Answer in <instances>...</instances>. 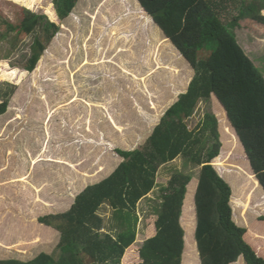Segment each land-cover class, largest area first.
<instances>
[{
	"label": "rangeland",
	"instance_id": "obj_1",
	"mask_svg": "<svg viewBox=\"0 0 264 264\" xmlns=\"http://www.w3.org/2000/svg\"><path fill=\"white\" fill-rule=\"evenodd\" d=\"M31 1L32 8L14 0H0V22L17 25L26 9L46 16L60 32L35 71L21 76L34 36L13 32L4 40L5 26H0V58L9 55L0 69L19 71L16 80L0 78V96L8 89L6 83L17 86L7 113L0 116V244L4 245H0V259L30 261L46 253L57 260L61 235L58 240V231L41 224L40 218L63 214L71 208L74 198L92 182L83 173L100 179L111 175L123 161L117 149L141 150L157 121L186 92L179 78L185 87L196 73L163 34H155L156 25L137 0H79L65 20L59 18L53 0ZM239 24L234 29L237 39L264 74V25L250 20ZM2 100L0 97V104ZM216 103L215 98L201 102L188 120L190 129H195L207 113L219 114ZM17 118L22 121L19 128H15ZM219 125L225 135L228 124L222 121ZM210 144V140L203 139L202 147ZM234 154V159L240 160L242 154ZM227 155L224 162L215 164H228L231 155ZM236 166L230 167L244 170L249 181L247 190L252 192L255 186L248 178L251 173ZM200 169L182 156L160 169L154 191L138 205V246L143 244L152 216L160 212L162 190L171 177L180 172L197 181ZM245 179L236 181L240 185L239 181L244 183ZM195 186L192 183L184 202L181 223L186 247L182 264L201 263L195 239ZM47 201L60 206L48 210ZM241 202L247 204L245 195L238 200ZM240 204H234L238 216ZM259 204H264V197L256 193L248 205L249 222L245 226L264 236V222L255 218L262 213L254 211ZM101 215L104 231L116 236L119 224L108 206L102 207ZM254 247L264 252L262 242ZM235 264H245V260L241 258Z\"/></svg>",
	"mask_w": 264,
	"mask_h": 264
},
{
	"label": "trees",
	"instance_id": "obj_2",
	"mask_svg": "<svg viewBox=\"0 0 264 264\" xmlns=\"http://www.w3.org/2000/svg\"><path fill=\"white\" fill-rule=\"evenodd\" d=\"M14 1L32 8L31 0ZM137 1L195 71V77L161 117L141 150L117 149L123 161L107 179L87 187L68 212L40 218L41 224L61 234V254L57 260L42 253L30 261L0 259V264H182L186 234L181 220L192 183H196L195 239L200 264H235L241 258L245 264H264V252L254 247L258 242L264 246V236L236 224L231 206L232 186L214 166L230 154L231 163L253 174L264 192V74L234 32L241 20L264 25V0ZM78 2L53 0L61 20L73 13ZM22 14L17 25L0 22V26H5L4 40L13 32L34 36L21 76L35 71L60 32L59 26L44 15L26 9ZM50 15L53 16L52 11ZM7 59L8 54L0 58V65ZM18 72L0 69V78L16 80ZM6 87L7 92L0 96V116L7 113L17 88L8 83ZM212 98L221 114L207 113L195 129H190L188 120L199 104ZM222 121L229 127L225 135L219 125ZM203 139L211 141L210 147H202ZM234 151L242 154L240 160L234 159ZM181 156L201 167L199 178L195 181L180 172L171 177L162 190L160 212L152 216V224L146 228L148 238L139 247L138 205L154 191L160 169ZM248 178L253 180L252 175ZM247 187L235 186L236 204H240L238 200H242L241 193L245 194ZM253 193L254 190L247 204L241 203L239 207L248 209ZM103 206H108L113 220L119 224L116 236L104 231ZM258 221L264 222V217Z\"/></svg>",
	"mask_w": 264,
	"mask_h": 264
},
{
	"label": "crops",
	"instance_id": "obj_3",
	"mask_svg": "<svg viewBox=\"0 0 264 264\" xmlns=\"http://www.w3.org/2000/svg\"><path fill=\"white\" fill-rule=\"evenodd\" d=\"M152 21V20H151ZM153 23V22H152ZM155 27V26H154ZM154 32H155V34H156V32L158 33L159 32V36L161 37L162 36V33L159 31V29L156 27L154 30H153ZM180 80H179V84L181 83V88L184 90V91H187V88H188V86H182L183 85V80H181L182 79V77L181 78H179ZM180 86V85H179ZM94 105V104H93ZM89 111H86V113H88ZM90 112H92V113H95V111L93 110H90ZM221 110H219V114H221ZM96 116H92L91 118L92 119H94ZM88 117H85V119H84V121L86 122ZM15 121H17L16 122V127L15 128H19L20 126H21V122H19L20 120H18V118H17V120H15ZM18 122H19V124H18ZM7 123H8V121H7ZM7 123H5V125L7 124ZM10 123V122H9ZM159 123V121H157V124ZM10 125V124H9ZM24 127V126H23ZM154 130V129H153ZM153 132V131H152ZM152 134V133H151ZM151 136V135H150ZM23 150V148H21V151ZM128 150V149H127ZM131 151V150H130ZM225 158V157H224ZM223 158V159H224ZM226 158H229V155H227L226 154ZM231 159L232 158H230V159H227V161H228V164L226 163L225 165H223V167H221L222 165H216V164H214V166L216 167V169H218V171L220 172L219 174L232 186V189H233V196H232V200H231V206H232V208H233V219H234V221L236 222V224L237 225H239V226H241V227H245V228H247V229H249L247 226H245V225H247V223L249 222L248 221V214H249V212H246V211H248L249 209H247V207H241L240 208V211L238 212V214H239V216L237 215V209H238V207L235 205L234 206V204H236L237 203V201H236V199L234 198L235 197V186L233 185V183L235 184V185H237V186H240L241 184H246V185H248V182L249 181H247V179H245L246 177L244 176V174H243V172H244V170L243 169H241V170H238L237 168L235 169V170H232L231 169V165H234V166H236L235 164H232L231 163ZM122 160V159H121ZM222 162H220V164H221ZM218 167V168H217ZM221 167V168H220ZM237 167V166H236ZM117 168H115V170H116ZM220 169V170H219ZM114 170V171H115ZM245 170H247L246 168H245ZM70 171H71V169H69V172H68V174L70 173ZM113 171V172H114ZM112 172V173H113ZM221 172H224V175L225 176H223V173H221ZM249 172V171H248ZM83 173V172H82ZM111 173V174H112ZM68 174H66L67 176H68ZM81 175V174H80ZM83 175H86V176H88V177H90V180H89V182L90 181H92V182H90L89 183V186H92V185H95V184H98V183H101L102 181H104L105 179H107L109 176H107L106 178H104V179H100L99 178V176H95L94 174L93 175H89L88 173L86 174V173H83ZM97 175V174H96ZM252 176H253V180L251 181L252 183H253V185L255 186V188H253V190H254V193H253V196H252V202H253V200H254V196H255V194L256 193H258L260 196H263L264 197V192H263V190L260 188V186H259V183H258V181L256 180V178H255V176L253 175V174H251ZM244 177V178H243ZM240 178V180H243V179H245L246 181L243 183V182H241V181H239L241 184L240 185H238V183H237V181H236V179H239ZM98 179V180H97ZM84 182V181H83ZM83 182H81V183H83ZM87 188V187H86ZM85 188V189H86ZM248 188V187H247ZM247 188H246V190H245V201H246V203L248 202V197H249V195L251 194V192H248V190H247ZM84 189V190H85ZM83 190V191H84ZM82 193V192H81ZM80 193V194H81ZM243 195V193H241V196ZM78 196V195H77ZM76 196V197H77ZM76 197L74 198V201H73V203H72V206L74 205V203H75V200H76ZM48 202V205H46V209H48L49 210V208H54V207H59L58 206V204H51V202L50 201H47ZM252 202H251V204H252ZM42 203L44 204L45 203V201L43 202L42 201ZM242 203V202H241ZM244 203V202H243ZM250 204V205H251ZM259 205H261V206H259ZM258 205V207L256 206V208H254V209H256V210H254V211H256L257 213H259V210H262V213L261 214H259V215H261L260 216V218L261 217H263L264 216V204H259ZM72 206H71V208H72ZM70 208V209H71ZM69 209V210H70ZM250 209L252 210V212H253V208L252 207H250ZM68 210V211H69ZM67 211V210H66ZM67 211V212H68ZM240 212H242V214L243 215H240ZM246 212V213H245ZM58 213H60L59 211H58ZM66 213V212H65ZM64 214V213H63ZM258 216V215H257ZM257 216H255V218H256V220H258L259 219V217H257ZM54 231H55V229H54ZM5 235H6V233H5ZM59 235H61L59 232L57 233L56 232V237H58L57 239L59 240ZM2 236V235H1ZM1 238V237H0ZM4 238H6L5 236H4ZM148 238V232H147V229H146V231L144 232V238H143V244H144V241L146 240ZM3 239V236H2V238H1V240ZM60 241H61V238H60ZM137 244V243H136ZM143 244H142V246H143ZM1 246L3 245V244H0ZM138 246V245H137ZM141 246V247H142ZM3 247H4V245H3ZM140 247V246H139ZM15 258V257H14ZM10 259V258H9ZM16 259H19V260H22L21 258H16ZM22 261H24V260H22Z\"/></svg>",
	"mask_w": 264,
	"mask_h": 264
}]
</instances>
